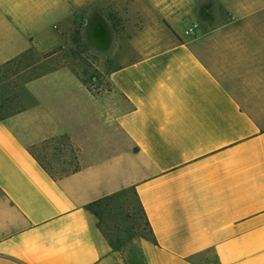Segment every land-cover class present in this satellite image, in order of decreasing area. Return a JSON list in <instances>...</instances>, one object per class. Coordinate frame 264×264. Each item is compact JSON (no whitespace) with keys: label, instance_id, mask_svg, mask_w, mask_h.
<instances>
[{"label":"crops","instance_id":"0c3cea01","mask_svg":"<svg viewBox=\"0 0 264 264\" xmlns=\"http://www.w3.org/2000/svg\"><path fill=\"white\" fill-rule=\"evenodd\" d=\"M104 1L137 27L110 89L48 67L0 116V264H125L86 205L129 189L152 232L143 264H264V0ZM28 36L0 18V89Z\"/></svg>","mask_w":264,"mask_h":264},{"label":"rangeland","instance_id":"374dc122","mask_svg":"<svg viewBox=\"0 0 264 264\" xmlns=\"http://www.w3.org/2000/svg\"><path fill=\"white\" fill-rule=\"evenodd\" d=\"M77 1L79 0H0V18L17 24L19 30L29 34L31 43L16 60L6 65V83L0 89V116L10 112L15 106L14 84L48 67L69 66L89 87L97 90L110 89L106 73L120 62L116 55L122 49V40L129 33L128 30L137 27L127 26L125 21L134 22L129 14L107 5L106 1L97 7L96 0H91L93 3L85 10L77 9ZM42 2H49L50 9L43 10L38 5ZM64 6L65 10L62 9ZM43 13L48 15L45 20L42 18ZM109 14L113 15V22L109 20ZM123 14H128V18ZM34 34L42 39L48 35V50L56 48V52L44 57L46 52H40L32 41ZM77 37L79 42L75 41ZM58 144L57 148L63 150L65 142L58 141L52 145ZM38 154L53 174H60L63 165L61 160L66 155L53 159L46 153ZM107 205L110 210L104 213L106 219L101 220V229L106 231L105 237L112 243L111 248L119 252L125 264H143L144 245L152 241V235L145 225L135 194L131 189L118 193ZM209 261L206 264H215L213 259Z\"/></svg>","mask_w":264,"mask_h":264},{"label":"trees","instance_id":"16d2710c","mask_svg":"<svg viewBox=\"0 0 264 264\" xmlns=\"http://www.w3.org/2000/svg\"><path fill=\"white\" fill-rule=\"evenodd\" d=\"M108 18H109V20H111L112 22L114 21V17H113V15H111V14H109L108 15ZM169 28H171L167 23H165ZM114 26V25H113ZM76 33H77V35H79V31L77 30L76 31ZM75 41L76 42H79V39H78V37H77V39H75ZM56 48H54V49H51V50H49L48 52H46L45 54H44V57H48V56H50V55H52V54H54L55 52H56ZM85 84H87L86 82H84ZM77 167H75L74 169H72V168H64V169H62V170H60L61 171V175H65V174H69V173H71V172H74L75 170H77L76 169ZM124 191H126V190H123V191H120V192H118V193H121V192H124ZM133 191V193L135 194V197H136V199H137V201H138V204H139V207H140V209H141V211H142V213H143V215H144V211H143V209H142V206H141V204H140V202H139V200H138V198H137V196H136V192L134 191V190H132ZM118 193H116V194H112V195H109V196H106V197H103V198H100V199H97V200H95V201H93V202H91V203H89L88 205H86V209H88L89 211H91L96 217H97V219H98V226H99V228H100V230L102 231V233H103V235L105 236V234L107 235V233H106V231L102 228L101 229V220H105L106 219V215L104 216V213L105 212H109V210L110 209H107V207H108V205H107V202H109V201H112L115 197H116V195L118 194ZM144 218H145V215H144ZM145 225L147 226V228H148V231L150 232V234L152 235V232H151V228H150V225H149V223H148V221L146 220V218H145ZM108 241V240H107ZM108 243L110 244V246H111V242H109L108 241Z\"/></svg>","mask_w":264,"mask_h":264},{"label":"built area","instance_id":"2783aa9c","mask_svg":"<svg viewBox=\"0 0 264 264\" xmlns=\"http://www.w3.org/2000/svg\"><path fill=\"white\" fill-rule=\"evenodd\" d=\"M196 26H197L196 24H193V25L189 26V27L185 30V33H187V34L191 33V32L194 30V28H195Z\"/></svg>","mask_w":264,"mask_h":264}]
</instances>
